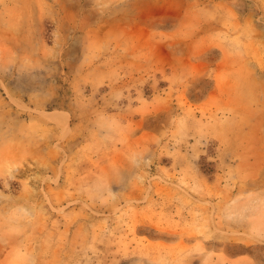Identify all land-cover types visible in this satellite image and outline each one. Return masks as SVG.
<instances>
[{
	"label": "rangeland",
	"instance_id": "374dc122",
	"mask_svg": "<svg viewBox=\"0 0 264 264\" xmlns=\"http://www.w3.org/2000/svg\"><path fill=\"white\" fill-rule=\"evenodd\" d=\"M0 264H264V0H0Z\"/></svg>",
	"mask_w": 264,
	"mask_h": 264
}]
</instances>
